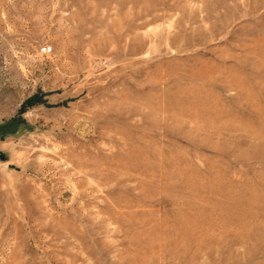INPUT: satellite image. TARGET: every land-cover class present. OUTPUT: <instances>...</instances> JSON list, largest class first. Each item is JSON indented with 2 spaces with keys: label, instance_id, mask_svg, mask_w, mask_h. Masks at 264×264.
<instances>
[{
  "label": "rangeland",
  "instance_id": "rangeland-1",
  "mask_svg": "<svg viewBox=\"0 0 264 264\" xmlns=\"http://www.w3.org/2000/svg\"><path fill=\"white\" fill-rule=\"evenodd\" d=\"M0 264H264V0H0Z\"/></svg>",
  "mask_w": 264,
  "mask_h": 264
}]
</instances>
